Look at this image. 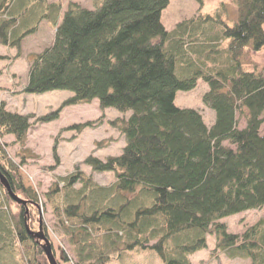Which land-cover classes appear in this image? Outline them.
I'll return each instance as SVG.
<instances>
[{"label": "trees", "instance_id": "1", "mask_svg": "<svg viewBox=\"0 0 264 264\" xmlns=\"http://www.w3.org/2000/svg\"><path fill=\"white\" fill-rule=\"evenodd\" d=\"M92 1L94 9L71 4L58 24L60 3L0 0L4 46L20 51L42 22L56 26L23 92L62 90L73 97L36 124L53 123L64 107L95 100L102 110L131 113L109 123L126 140L122 153L85 161L93 172L114 173L115 182L101 186L77 171L45 195L58 226L54 236L42 220V231L57 264H116L130 251L149 249L164 264H191L209 235L228 257L264 264V216L241 235L223 223L264 210V72L243 64L248 50H264V0H236L233 20L223 6L207 14L200 8L172 32L162 23L170 0ZM200 80L208 86L204 102L216 115L210 126L199 111L175 104L178 91H191ZM239 116L246 120L243 129ZM31 119L1 104L0 172L28 205L15 203L0 181V264H49L45 242L34 235L40 200L26 189L19 168L1 159L6 137L26 146ZM55 160L59 164L56 149ZM11 202L18 215L8 210ZM18 249L26 254L22 262Z\"/></svg>", "mask_w": 264, "mask_h": 264}, {"label": "rangeland", "instance_id": "2", "mask_svg": "<svg viewBox=\"0 0 264 264\" xmlns=\"http://www.w3.org/2000/svg\"><path fill=\"white\" fill-rule=\"evenodd\" d=\"M202 1L200 5L196 0H170L169 6L162 13V23L166 30L172 32L180 22L197 17L200 8L203 13L207 14L214 13L223 6L230 19L237 17L236 0ZM47 2L62 5L58 24L71 4L87 9L95 8L92 0H47ZM55 33L56 26L49 21H44L34 34L25 38L20 51L0 44V107L1 104H5L6 109L11 112L34 116V119H31L34 124L28 134L26 146L13 145L14 138L6 137L4 141L8 147L1 159L19 168V175L26 189L40 200L38 223L44 221L54 236L58 222L52 208L46 203V193L57 181L77 171L84 172L87 176L92 175L95 182L101 186H109L115 182L114 173L93 172L85 165V161L90 156L102 161L119 156L125 147L126 140L109 123L112 120L127 119L131 116L130 112L122 114L112 108L102 110L99 102L95 100L90 104L64 107L59 120L53 123L43 125L35 123L36 118L60 109L64 102L73 97L72 92L62 90L43 95H29L23 92L28 84L29 70L35 56L53 43ZM243 62L247 70L264 72V50L258 53L248 50L243 57ZM207 92L208 86L200 80L193 90L178 91L175 104L179 108L199 111L206 124L210 126L215 122L216 115L204 102ZM239 121V128L243 129L246 126V120L239 116ZM88 122H94V127L86 128L82 132L70 129L74 125ZM262 132L264 134V124ZM55 149L60 160L59 164H56ZM23 160L26 162L24 165L21 163ZM11 203L8 210L11 214L18 215L14 202ZM263 216L264 210L249 211L228 217L223 220V223L226 224L229 233L241 235ZM37 229L36 226V231H39ZM55 239L56 243L61 244L59 239L56 237ZM216 243V236L209 235L207 248L192 255L191 264H251L247 258L228 257L217 249ZM68 251L70 254V250ZM16 255L18 262L27 259L21 249L17 250ZM126 255L125 260L115 261V263L164 264L158 254L151 249L130 251Z\"/></svg>", "mask_w": 264, "mask_h": 264}, {"label": "water", "instance_id": "3", "mask_svg": "<svg viewBox=\"0 0 264 264\" xmlns=\"http://www.w3.org/2000/svg\"><path fill=\"white\" fill-rule=\"evenodd\" d=\"M0 181H1V184L6 188L7 192L9 193L10 197L12 198V200L15 203H17L19 205H24V206L28 205L27 201L21 199L16 194H14V192L12 191V189L9 185L8 180L6 179V177L1 172H0ZM29 232H31V231L29 230ZM31 234L33 235L34 233H31ZM34 235H35V238H38L39 240L45 242L43 249H44V252H45V255L47 257L49 264H57L56 259H55L54 254H53V251H52L51 243L45 237V235L42 231V222H40V232L36 233Z\"/></svg>", "mask_w": 264, "mask_h": 264}]
</instances>
